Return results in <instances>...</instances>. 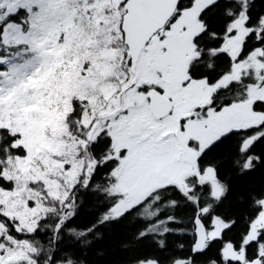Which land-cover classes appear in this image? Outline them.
I'll return each instance as SVG.
<instances>
[{
    "label": "snow or ice",
    "instance_id": "1",
    "mask_svg": "<svg viewBox=\"0 0 264 264\" xmlns=\"http://www.w3.org/2000/svg\"><path fill=\"white\" fill-rule=\"evenodd\" d=\"M0 264H264V0H0Z\"/></svg>",
    "mask_w": 264,
    "mask_h": 264
}]
</instances>
